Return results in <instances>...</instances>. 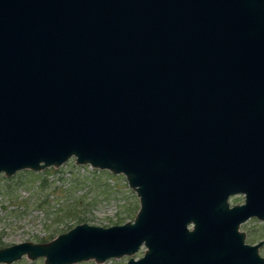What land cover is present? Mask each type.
Here are the masks:
<instances>
[{
  "label": "water",
  "instance_id": "1",
  "mask_svg": "<svg viewBox=\"0 0 264 264\" xmlns=\"http://www.w3.org/2000/svg\"><path fill=\"white\" fill-rule=\"evenodd\" d=\"M246 113L264 115V0H0V172L72 156L138 200L131 220L1 246L0 264H264L225 201L253 170L229 148Z\"/></svg>",
  "mask_w": 264,
  "mask_h": 264
},
{
  "label": "rangeland",
  "instance_id": "2",
  "mask_svg": "<svg viewBox=\"0 0 264 264\" xmlns=\"http://www.w3.org/2000/svg\"><path fill=\"white\" fill-rule=\"evenodd\" d=\"M138 207L134 191L120 173L75 163L72 156L58 166L23 168L10 176L0 172V240L45 242L79 222L108 226L131 220ZM246 239L264 235V225L243 226ZM144 246L130 254L137 258ZM264 255V245L259 248ZM128 255L102 262L92 259L70 264H124ZM10 264H44L43 257L22 255Z\"/></svg>",
  "mask_w": 264,
  "mask_h": 264
},
{
  "label": "flooded vegetation",
  "instance_id": "3",
  "mask_svg": "<svg viewBox=\"0 0 264 264\" xmlns=\"http://www.w3.org/2000/svg\"><path fill=\"white\" fill-rule=\"evenodd\" d=\"M243 118L246 119L243 130L237 134L238 138L229 140V148L230 145L233 148L238 147L241 152L239 162L253 170L243 171L239 179L233 180L240 188L229 191L225 201L228 209L243 206L241 213L244 215L237 222L236 230L242 233L244 244L257 245V255L264 262V255L259 251L264 245V235L249 241L243 229V226L250 221L264 225V115L246 113ZM187 227L191 228V224Z\"/></svg>",
  "mask_w": 264,
  "mask_h": 264
},
{
  "label": "trees",
  "instance_id": "4",
  "mask_svg": "<svg viewBox=\"0 0 264 264\" xmlns=\"http://www.w3.org/2000/svg\"><path fill=\"white\" fill-rule=\"evenodd\" d=\"M5 244H4V242H2L1 240H0V247L1 246H4Z\"/></svg>",
  "mask_w": 264,
  "mask_h": 264
}]
</instances>
